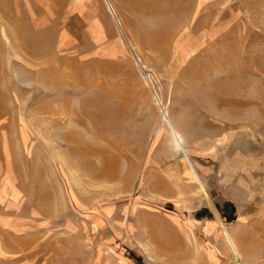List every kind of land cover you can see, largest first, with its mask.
<instances>
[{"label": "rangeland", "instance_id": "rangeland-1", "mask_svg": "<svg viewBox=\"0 0 264 264\" xmlns=\"http://www.w3.org/2000/svg\"><path fill=\"white\" fill-rule=\"evenodd\" d=\"M109 1L0 0V264H264V0Z\"/></svg>", "mask_w": 264, "mask_h": 264}, {"label": "bare ground", "instance_id": "bare-ground-1", "mask_svg": "<svg viewBox=\"0 0 264 264\" xmlns=\"http://www.w3.org/2000/svg\"><path fill=\"white\" fill-rule=\"evenodd\" d=\"M110 7H112V11L116 18L118 16L116 15V10L114 5L109 1ZM182 2V1H181ZM163 27V26H162ZM155 87V86H154ZM156 90V89H155ZM164 120L168 123L169 125V132L171 135L170 141L172 142L173 147L176 150L182 151L185 149L186 143H187V134L184 130L180 129L178 125L175 123L173 119L170 118L169 113L165 112L164 113ZM70 135V134H69ZM189 159V158H187ZM206 201L210 205V207L216 212L217 215V222L224 224L223 221L219 220L220 215L218 212V209L214 207V202L211 201L210 196H206ZM223 235H225V242L227 243L229 249L231 250V253L234 254V256L237 258V263L239 264H247V259H246V251L243 247L242 240L240 239V236L236 233L235 230H231L230 228L227 229L225 225H223Z\"/></svg>", "mask_w": 264, "mask_h": 264}, {"label": "trees", "instance_id": "trees-1", "mask_svg": "<svg viewBox=\"0 0 264 264\" xmlns=\"http://www.w3.org/2000/svg\"><path fill=\"white\" fill-rule=\"evenodd\" d=\"M214 207L217 209L215 203H214ZM229 207H231V210H232V211H235V210H234V206H233L231 203H227V204L222 208V210H224V212L227 213V212L229 211ZM214 212H215V211H214ZM215 214H216V212H215ZM216 217H217V215H216Z\"/></svg>", "mask_w": 264, "mask_h": 264}]
</instances>
